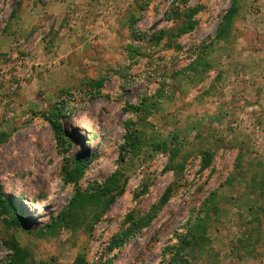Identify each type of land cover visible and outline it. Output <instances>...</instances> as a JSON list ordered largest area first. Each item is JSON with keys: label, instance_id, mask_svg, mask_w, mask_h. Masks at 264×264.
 <instances>
[{"label": "rangeland", "instance_id": "374dc122", "mask_svg": "<svg viewBox=\"0 0 264 264\" xmlns=\"http://www.w3.org/2000/svg\"><path fill=\"white\" fill-rule=\"evenodd\" d=\"M0 191V264H264V0H0Z\"/></svg>", "mask_w": 264, "mask_h": 264}, {"label": "trees", "instance_id": "16d2710c", "mask_svg": "<svg viewBox=\"0 0 264 264\" xmlns=\"http://www.w3.org/2000/svg\"><path fill=\"white\" fill-rule=\"evenodd\" d=\"M235 16H236V10H232L231 12H229L228 15H226L227 25L232 24V21H234V17ZM186 25H187V28L188 29L193 30V28L195 27L196 24L194 22L189 21V22H187ZM227 31H228L227 28H225V26H224L222 28V30H221V34L224 33V35H225ZM222 38H224V36L221 37V39ZM53 128H54V131L56 133V139L61 144L62 143V140H63V137H64L63 136L64 134H63L61 122H59V120L53 122ZM1 195L2 194H1V191H0V199H2V196ZM3 205H4V207H6V209L11 210V207H10V205L8 203H5L3 201ZM180 241H181V244L183 243V245L188 246V238L186 236L183 237ZM12 247H14V245H12Z\"/></svg>", "mask_w": 264, "mask_h": 264}]
</instances>
